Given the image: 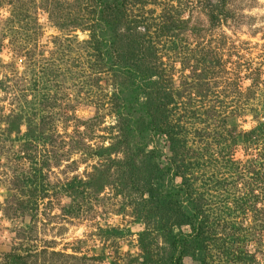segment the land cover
Wrapping results in <instances>:
<instances>
[{"label": "rangeland", "instance_id": "rangeland-1", "mask_svg": "<svg viewBox=\"0 0 264 264\" xmlns=\"http://www.w3.org/2000/svg\"><path fill=\"white\" fill-rule=\"evenodd\" d=\"M125 1L116 49L147 30L157 51L144 41L146 59H133L174 94L170 123L199 134L189 156L211 163L185 176L205 216L204 264H264V0ZM96 18L94 0H0V264H140L141 237L146 264L167 252L132 185V147L102 151L121 140L116 96L129 79L98 62Z\"/></svg>", "mask_w": 264, "mask_h": 264}, {"label": "trees", "instance_id": "trees-1", "mask_svg": "<svg viewBox=\"0 0 264 264\" xmlns=\"http://www.w3.org/2000/svg\"><path fill=\"white\" fill-rule=\"evenodd\" d=\"M97 7L98 18H96L95 26L99 27V39L94 40L93 49L96 51V57L101 66L113 72L125 74L129 79L128 86L119 90L121 96L117 95L119 104L116 107V115L121 124H117V131L121 140L116 145L105 148L102 151H116L118 147L128 149L132 147L133 155L126 159L128 161V169L130 175H140L142 184L140 187L132 182V185L143 196L141 203L144 204V220L149 226L152 223V231L154 234L162 237L163 250H167L164 256L161 257V264H182V259L186 253L192 248L195 252L194 259L200 264H204L205 253L202 246L201 225L204 223L205 216H201L200 211L193 206L192 187L185 177L190 170L211 168V163L204 165L198 159H193L189 156L191 148L189 140L192 136L199 137V134L192 132L191 124H172L168 120L170 116L169 108L176 107L177 103L174 94L164 90L165 87L161 84V76L155 72L154 67L149 68L148 73L139 67L136 59L141 57V61L145 55L140 53L144 49V41L150 48L155 49L153 43L149 42L147 30L132 33L131 42L135 44L134 48H127L126 43L121 46L122 52H118L116 46L120 40L128 39L125 32H120L119 27L126 22V16L123 12L126 4L125 0H94ZM207 14L209 20L217 21L218 14L216 10L208 9ZM174 23V22H172ZM177 25V24H176ZM174 26V28H172ZM184 28L185 23H181ZM161 35H173L175 25L164 26ZM129 31L128 26L125 28ZM138 38V39H137ZM139 39L143 42L139 43ZM150 43V44H149ZM132 50H135L133 52ZM147 52V48L144 50ZM150 52V50H149ZM154 52V51H153ZM148 54V53H147ZM152 56V53L148 54ZM146 59V58H144ZM135 61V62H133ZM153 76L159 80L154 81ZM123 92V93H122ZM153 92V98L156 101L155 105L150 104L149 97ZM176 94V93H175ZM145 97V101L141 102V97ZM152 107V108H151ZM264 127V124L260 127ZM230 137H241V134H230ZM251 136V135H249ZM150 145L149 150L145 151ZM166 149L163 152V149ZM143 154L139 164L134 163L136 157ZM179 178V183H175V179ZM91 182V181H90ZM87 185L90 186L89 183ZM210 226V225H209ZM206 227L210 233V227ZM185 227V231H183ZM174 229H177L175 232ZM149 241V239H147ZM144 237L139 239L140 250L143 253V260L140 264L150 263L152 254L146 249V245L150 244ZM167 247V248H166ZM11 264H25L21 262V258L15 259L11 257ZM15 260V261H14ZM156 262V264H158Z\"/></svg>", "mask_w": 264, "mask_h": 264}]
</instances>
